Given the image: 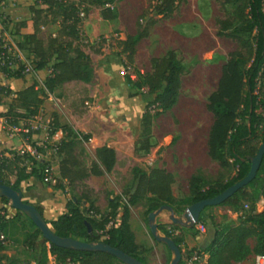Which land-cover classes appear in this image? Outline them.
<instances>
[{
	"label": "trees",
	"instance_id": "trees-1",
	"mask_svg": "<svg viewBox=\"0 0 264 264\" xmlns=\"http://www.w3.org/2000/svg\"><path fill=\"white\" fill-rule=\"evenodd\" d=\"M37 1L44 8L29 7L31 17L28 22L33 27V33L22 36L16 48L26 51L33 58L35 71L48 69L49 74L42 86L34 82L16 93L0 85V97L14 95L7 111L0 113V118H3L6 125L10 127H15L19 122L37 116L44 100L64 83L91 82L93 78L91 60L82 49L87 43L83 44L78 28L81 22L78 14L82 13L80 6L99 8L100 18L103 21L115 19L109 5L117 0H34V5ZM151 1L154 2L153 10L157 16L167 18L175 9V0ZM220 1L222 5L230 6V12L217 21L216 36L235 42L238 50L230 53L221 66L216 89L207 99L206 109L213 116L208 134L207 151L210 159L217 161L221 168L234 169V175L225 183L212 184L198 178H191L188 182V196L177 202L171 193V185L174 182L172 174L163 169L145 172L134 167L131 169V185L123 192L126 200L122 205L120 216L117 211L121 201L118 198H111L108 201L107 210L101 212L87 195H72L66 203V213L53 221H45L55 235L60 238L84 240V242H102L145 264L144 259L139 255L142 247L135 243L134 235L129 228L130 207L135 206L146 196L150 200V207L146 210L147 216L161 206H169L174 211L172 206L176 204L189 206L203 199L213 198L246 176L249 170V158L255 156L258 147L264 143V116L257 113V110L264 108V92H262L264 88V0ZM55 22L58 23V28L54 36H48L45 42L37 38L41 28ZM26 23L16 24V31ZM148 25L153 26L154 21L149 22ZM147 36V29L144 28L137 31L134 36H129L124 41H115L108 47L118 49L117 55L124 54L127 64H131L135 45ZM100 48L91 47V51L94 55H100ZM14 64L16 68L12 69ZM149 64L151 72L144 73L141 80L134 82L129 77H125L129 90H133L139 96L146 94L150 98V101L145 103L141 114L143 132H147L151 119L172 110L175 106L183 73L181 62L171 50L160 58L150 59ZM0 70L6 78H21L25 71V66L15 61L8 54L7 48L1 47V44ZM151 112L152 114H149ZM58 129L66 133L71 140L61 141L56 146L55 153L59 156L63 155L59 165L60 179L55 181L57 189H63L62 180L73 185L88 175L99 177L112 170L115 163L113 149L105 146L96 149L95 161L90 164L89 169H86L72 155L77 134L66 126H60L56 122V116L53 115L48 124V135H53ZM81 139L87 142L89 136L82 135ZM149 149L148 143L141 148H136L134 144L133 151L136 153L137 150H141L142 155L145 156ZM10 153L14 154V152ZM11 162H21L20 157L15 156L11 161L4 159L0 161L1 184L19 190L20 183L29 178L39 182L47 181L49 170L45 168V164L29 159V172L26 173L24 168H20L15 182L10 185L2 179V169ZM246 189H249V192ZM260 199L264 203V154L253 180L220 205L232 207L235 210L240 201L249 203L247 216L239 227H226L214 231L212 241L203 251L208 256L206 264H231L242 261L248 255L246 241L251 238L255 240L252 252L255 255L264 256V206L262 212H254L255 204ZM1 200L7 202L4 198ZM85 203L87 207H84ZM35 209L42 216V209L39 206H35ZM117 218L118 221L115 223ZM16 219V216L9 220L0 217V231L6 235L8 231L16 229L18 223ZM202 220L201 214L198 222ZM86 223L91 228V234L87 233ZM245 224L249 226L246 227ZM20 228L23 237L22 247L34 251L40 232L34 230L29 233L23 226ZM157 230L161 232L160 226H157ZM166 236L170 238V234ZM171 239L179 248L180 239L177 237ZM3 248L5 247L0 246V249ZM188 256L189 252H181L179 264L187 262ZM49 257L55 264H114L118 262L105 253L62 249L43 239L39 244L38 252L33 253V262L48 264Z\"/></svg>",
	"mask_w": 264,
	"mask_h": 264
},
{
	"label": "rangeland",
	"instance_id": "rangeland-1",
	"mask_svg": "<svg viewBox=\"0 0 264 264\" xmlns=\"http://www.w3.org/2000/svg\"><path fill=\"white\" fill-rule=\"evenodd\" d=\"M174 6L175 9L170 16L163 18L155 15L154 2L151 0H117L109 5L115 15L112 21H103L99 8L80 6L83 17L78 28L83 44L87 43L82 49L88 56H92L94 62H100L97 67L100 96L98 101L92 102L85 96L77 97L70 93L65 99L64 110L60 113L63 117H68L69 111L74 110L76 115H85L83 124L88 130L109 140L117 137L119 145L126 151L129 150V142L132 140L136 148H141L145 143L150 147L145 156L141 150H137L132 157L126 155L121 162L120 170L114 171L112 175L92 180L90 185L93 189L81 184L68 189L66 194H69V197L79 195L81 190L85 192L102 212L107 210L111 198H118L121 201L118 215L122 212V205L126 200L123 192L131 185V169L135 166L145 172L161 167L160 169L172 174L174 182L171 190L177 202L188 196V182L191 178L212 184L225 183L234 175V169L221 168L217 161L208 156L207 140L213 116L206 109L207 99L216 89L221 66L230 53L238 50L235 42L216 36L217 21L230 12V6L222 5L220 0H175ZM151 21H154L153 26L148 25ZM57 26V23L54 24L53 30ZM144 28L147 29L148 36L135 45L131 64H127L124 54L117 55L118 49L108 47L115 41H124L127 37L134 36L137 31ZM43 32L44 38L48 30ZM91 47H101L102 57L95 58ZM169 50L175 53L183 66L178 99L172 110L151 119L147 132H143L142 107L150 98L144 94L139 99L133 90L127 91L126 86L124 87L125 77L134 82L141 80L144 73L151 72L149 60L160 58ZM102 62L110 64V71L102 72ZM106 82L108 88L105 87ZM48 111L50 112V109ZM49 112L39 115L37 123L41 127L38 130L44 131V127L49 123L51 114ZM257 113L264 116V108L257 110ZM73 151L83 165L90 167L92 155L85 150L83 142L77 141ZM47 174L48 179L45 183L51 188L53 182L49 172ZM246 190L249 192V189ZM22 201L26 203L25 199ZM4 206L10 208V212H14L15 215L5 214ZM263 206V200L260 199L255 204L254 212H262ZM149 207L150 200L145 196L136 204L137 217L135 213L133 214V227L137 223L146 239L141 241L143 247L139 255L145 264H170L172 253L150 235L146 215ZM172 207L175 211L174 216L181 218L188 206L176 204ZM248 207L249 203L243 200L235 210L227 206L208 207L199 215L200 218L202 214L203 220L189 228L171 223L166 211L159 213L153 223L161 228L159 236L170 234V238H179V249L182 253L189 252V258L193 253H199L200 264H206L208 256L203 251L212 241L214 231L226 227H239L247 216ZM15 216L18 223L16 229L6 233L11 244L0 249V264H34L33 253L38 252L43 238L41 235L38 237L34 251L22 247L20 226L29 233L36 228L24 214L12 209L9 201L4 202L0 199V217L9 220ZM117 221L118 218L114 222ZM244 226L248 227L249 224ZM254 245V238L248 239L246 241L248 255L242 261L231 264H255L256 255L252 252ZM47 262L55 264L51 257ZM114 264L122 263L118 261Z\"/></svg>",
	"mask_w": 264,
	"mask_h": 264
},
{
	"label": "crops",
	"instance_id": "crops-1",
	"mask_svg": "<svg viewBox=\"0 0 264 264\" xmlns=\"http://www.w3.org/2000/svg\"><path fill=\"white\" fill-rule=\"evenodd\" d=\"M34 0H0V44L1 47H6L8 54H10L15 61L25 66V71L22 73L21 78H6L5 75L0 70V85L8 87L12 93H16L25 89L26 87L32 85L34 82L38 86H42L45 78L49 74L48 69H43L41 71H35L33 65V58L26 52L20 51L16 48V44L21 41V37L24 35H31L33 33V27L29 21L31 14L29 12V7L34 6L35 8L41 9L44 8L40 4L39 1L34 5ZM27 22L23 26H20L16 31L15 25ZM56 23H51L40 29V32L37 35V38L45 42L48 36H54L57 28L53 30L52 26ZM58 24V23H57ZM48 30V34L43 38V31ZM50 32V33H49ZM84 51V50H83ZM102 53V50H101ZM87 54V53H86ZM94 55V54H93ZM95 58H101L102 54L94 55ZM91 60V65L93 69V78L91 82L84 84L81 82H68L61 85L57 90H55L51 95H49L43 102L39 113L34 117L33 120H25L23 122H19L17 126L10 127L7 126L4 119L0 118V156L8 155L13 151H24L26 152L30 146L36 148L38 157L34 160L36 162H42L45 164V168L50 172V178L52 179L51 185L52 187H48V184L43 180L42 182L37 181L34 178H29L24 180L19 185V191L22 194V199L26 200L27 204L32 206H39L42 209V217L45 221H53L63 213H66V203L72 197L69 194H66L69 188H72L76 184H81L87 186L89 189H93L90 185V182L94 179L101 178L104 175H112L114 171L120 170L121 162L124 161V157L127 155L131 156L134 154V141H130L129 150H125V148L119 145L120 141L117 137H113L109 140V138L104 136H98L94 132H91L87 129V127L83 124L86 119L85 115L79 116L74 113V110L69 111L68 117H63L60 111L64 110L65 99L68 95L75 94L77 97L85 96L90 99L92 102L98 101L99 98V83L97 81V67H99L100 62H94L92 56H89ZM103 63V62H102ZM52 64V63H51ZM110 64L104 62L102 64V72L106 73L110 71ZM16 65H12V69H15ZM109 69V70H108ZM108 82H106L105 87ZM126 83V82H125ZM113 86V85H112ZM111 86V87H112ZM127 91L131 92L127 85ZM115 87V86H113ZM137 96V94H136ZM139 96V95H138ZM144 96V95H143ZM142 96H139V99ZM14 95H10L8 97L1 96L0 103V113H5L8 109L9 104L11 103ZM150 101V100H148ZM144 103V102H143ZM145 105V104H144ZM52 108H54L52 110ZM143 108V107H142ZM50 109V112L48 111ZM173 109V108H172ZM49 112L50 120L52 116H56V122L60 126H66L72 132L77 134V137L74 139V147L77 141H81L84 143V147L86 151H89L92 155L91 163L95 161V150L101 147H109L114 150L115 153V163L112 170L109 173H106L102 176H93L88 175L85 179L74 183L73 185H69L68 181L62 180L63 189H57L55 187V181L60 179L59 177V165L61 160L63 159V155L59 156L55 153L56 146L61 141H68L71 138L66 136V133H63L61 130H57L53 135H48L47 126H45L44 131L34 129V125L37 123L39 119V115L42 113ZM49 120V121H50ZM48 123V122H47ZM82 135H88L89 139L87 142H84L81 139ZM96 140L95 144L93 141ZM73 147V149H74ZM72 155L77 159L79 163L82 164L81 160L77 157L76 153L73 151ZM30 159V158H29ZM28 159V161H29ZM90 163V164H91ZM82 166L86 169L90 167ZM20 168H24L25 172L28 173L30 170V164H26L22 166V163L19 162H11L5 168L2 169V179L9 183L13 184L17 178L18 171ZM140 168L138 166H135ZM134 168V167H133ZM158 167L157 169H160ZM18 169V170H17ZM141 169V168H140ZM17 170V171H16ZM142 170V169H141ZM144 171V170H143ZM48 179V178H47ZM96 193L97 191L94 190ZM172 193V190H171ZM80 194H85L82 190ZM173 197V194H172ZM94 205L98 207L95 203ZM5 207V206H4ZM84 207H87V203L84 204ZM135 206L129 208V219L128 224L129 228L134 235V241L137 245L143 247L141 241H146L143 237L142 232L140 231L137 223L133 227L132 219L133 214L135 212ZM6 208V207H5ZM102 212V211H101ZM15 215L14 212H10V208L5 209V214ZM121 214V213H120ZM119 214V216H120ZM11 217V216H10ZM137 217V214H136ZM149 247V246H148Z\"/></svg>",
	"mask_w": 264,
	"mask_h": 264
},
{
	"label": "water",
	"instance_id": "water-1",
	"mask_svg": "<svg viewBox=\"0 0 264 264\" xmlns=\"http://www.w3.org/2000/svg\"><path fill=\"white\" fill-rule=\"evenodd\" d=\"M264 154V143H262L252 158H249V170L246 176L239 182L231 185L225 189L219 195L203 199L201 201L195 202L186 208L185 213L181 218L174 216V212L169 206H161L156 211L148 214L147 219L149 221V232L151 237L159 243L164 244L167 249L172 253V260L170 264H179L181 258L180 249L174 244L173 240L167 236H159L157 225L153 223L155 217L163 212H168V219L171 223L182 226L191 227L193 224L198 222L200 213L208 207L220 206L225 200L230 198L238 190L246 187L255 177L258 170L259 164L261 162L262 156ZM4 198L10 203V207L22 214H24L30 222L34 225L36 230L40 232L41 237L58 248L73 250L78 252H100L112 256L114 259L122 264H142L138 260L124 254L118 249L112 248L102 242H84L78 241L73 238H60L55 235L49 226L46 224L43 217L38 213L34 206L24 203L22 201V194L19 190H15L10 186L0 183V199ZM86 230L88 234H91V228L86 223Z\"/></svg>",
	"mask_w": 264,
	"mask_h": 264
},
{
	"label": "built area",
	"instance_id": "built-area-1",
	"mask_svg": "<svg viewBox=\"0 0 264 264\" xmlns=\"http://www.w3.org/2000/svg\"><path fill=\"white\" fill-rule=\"evenodd\" d=\"M78 17L79 18L83 17V13L80 12L78 14ZM33 119H34V117L30 118V120H33ZM40 127L41 126L38 123H36L34 125V129H39ZM47 130H48V127H47ZM13 152H14V154L10 153V154L5 155V156H3V155L0 156V161L3 159L7 160V161H11V160H13V158L15 156H17V157H20V161L22 163V166H24L26 164L27 165L30 164L28 161L29 158L35 159L36 157H38L37 150L33 146H30L26 152L21 151V150L20 151H13ZM199 228H200V230H202L200 226H199ZM10 244H11V242H10L8 236L0 231V246L7 247ZM254 261H255V264H264V256L256 255L254 258ZM200 262H201V254L193 253L192 256L189 258V260L186 262V264H200Z\"/></svg>",
	"mask_w": 264,
	"mask_h": 264
}]
</instances>
